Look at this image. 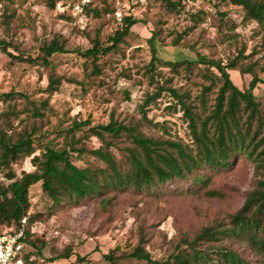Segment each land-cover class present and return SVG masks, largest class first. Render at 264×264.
<instances>
[{"label":"rangeland","instance_id":"374dc122","mask_svg":"<svg viewBox=\"0 0 264 264\" xmlns=\"http://www.w3.org/2000/svg\"><path fill=\"white\" fill-rule=\"evenodd\" d=\"M171 1L176 7H168L164 0H97L93 7L99 9L98 16L93 11L73 14L68 5L50 9L44 0H13V3L0 0V40L7 38L11 41L18 49L15 55L36 57L39 48L57 36L65 38L66 48L70 51L51 58L57 73L65 77L60 90L51 96L45 91L49 76L46 67L28 59H13L9 54L0 52V95L13 91L29 97V100L19 97L7 102L0 96V112H7L9 105H16L20 118L29 119V123L35 121L44 132L49 130L52 133L50 138H55L61 146L63 138L56 136L54 128L67 127L74 118L91 119V126L108 124L112 113L126 123L140 122V130L145 135L191 143L189 122L169 93L163 94L147 108L148 119L159 123V127L150 126L142 119L139 105L148 93L155 91L147 75L153 54L164 60L192 62L191 70L182 69L178 75L169 68L160 70L164 82L171 79L175 87L189 91L191 102L198 108L196 111L202 114L213 108L223 80L215 67L196 63L200 55L227 64L244 48L245 55H252V59L259 63L258 72L264 78L261 71L264 65V37L258 32L255 22L244 20L245 12L237 5L219 0ZM7 5H11L16 13L9 31L1 23V15ZM125 17H133L139 22L118 44V50L102 58L105 80L86 78L84 64L87 58L73 51L91 48L96 37L104 46H110V37L122 30ZM155 33H158L157 39L153 37ZM177 34L183 35V46L172 44ZM229 73L238 88H249L251 74L237 70H230ZM210 85L211 91L206 95L207 107L202 108L201 94L204 87ZM254 95L264 106V84L257 86ZM46 99L50 104L47 110L41 105ZM31 103L40 108L43 117L36 119L30 112H24V107L33 105ZM2 121L0 118V125ZM12 122L16 130L25 124L16 119ZM76 139L75 149L93 150L102 146L101 140L95 136L85 139L79 133ZM128 146L133 145L123 138L118 146L112 148L116 159L124 166ZM73 154V161L80 166L103 165L87 153L81 157H77L78 153ZM13 169L20 178L22 171H31L34 167L30 157H23L13 165ZM0 182L5 185L10 183L1 170ZM255 184L254 166L244 161L225 178L216 181L218 187L234 189L227 202L207 198L201 193L198 196L166 197L150 203L145 196L123 192L119 193L118 206L105 211L101 210V198L98 197L76 205L55 207L39 182L29 192V213H40L42 217L32 226V231L40 244L45 241L43 255L47 258L65 247L73 249L70 259L53 264H143L126 257L115 263L105 259L111 250L122 256L137 244V214L146 219V228L152 233L148 249L153 257L164 258L171 251L170 241L214 218L224 217L228 209L240 208ZM1 232L8 233L10 228L0 224ZM219 245L206 244L205 247ZM245 255L254 260L249 253ZM77 257H85L86 261H78Z\"/></svg>","mask_w":264,"mask_h":264},{"label":"trees","instance_id":"16d2710c","mask_svg":"<svg viewBox=\"0 0 264 264\" xmlns=\"http://www.w3.org/2000/svg\"><path fill=\"white\" fill-rule=\"evenodd\" d=\"M9 1L13 3V0ZM74 1L44 0L50 9L59 5H68L70 9ZM96 1L86 6L85 14L93 11L99 16V9L93 7ZM164 1L168 7H176L173 1ZM219 1L241 7L245 12L244 20L255 22L258 32L264 37V0ZM15 16V10L7 5L1 15V23L7 31ZM138 22L133 17H125L122 30L110 37V46H104L99 37H96L92 40L91 48L73 51L87 58L84 64L86 78L97 77L101 82L105 80L102 58L118 50V44L124 41ZM157 35L155 33L153 37L157 39ZM182 40L183 35L177 34L172 44L183 46ZM16 50L18 51L7 38L0 40V52L9 54L13 59H28L29 62L48 69L45 91L50 96L60 90L65 77L57 73L51 58L56 54L70 52L66 48L65 38L57 36L45 42L39 48V54L33 58L15 55ZM196 63L215 67L223 80L215 104L208 113L200 114L196 111L198 108L191 102L188 90L175 87L171 79L163 81L164 75L160 69L169 68L178 75L182 69L191 70L192 62L164 60L156 53L147 67V75L150 84L155 86V91L148 93L144 102L139 105L143 121L150 126L159 127V123L148 119L147 108L163 94L169 93L189 122L191 143L145 135L140 130V122L126 123L118 120L112 113L108 124L91 126V119L74 118L69 126L62 128L61 124L62 129L54 128L53 130H57L56 136L63 138L61 146L55 138H50L52 133L49 130L44 132L35 121L29 123V119L20 118L16 105H9L7 112H0V118L3 119V124L0 125V170L10 181L8 185L0 182V224L10 228V232L4 234L18 232L23 226L22 221L26 219L23 240L29 247L30 254L35 255V263L53 264L68 260L73 255L71 247L57 250L52 257H45L43 250L46 243L41 241L40 244L32 231V226L42 220L40 213H29V192L34 184L42 183L43 191L55 207L76 205L98 197L101 198V210L108 211L118 206L119 193L123 192L145 196L150 203L166 197L198 196L201 193L207 198L227 202L234 189L229 186L218 187L217 179L225 178L240 162L248 161L254 166L256 184L247 193L240 208L228 209L224 217L214 218L192 232L186 231L178 239L170 241L171 251L164 258L153 257L148 249L152 233L146 228V219L139 213L137 244L122 256L111 250L105 255V259L111 263L126 257L143 264H264V106L254 95L257 86L264 84V78L258 72L259 63L252 59V55H245L244 48L227 64L202 55ZM230 70L251 74L249 88H238L231 79ZM261 71L264 72V65L261 66ZM211 88L210 85L203 89L200 97L202 108L207 107L206 95ZM0 96L7 102L19 97L29 100L28 96L13 91ZM41 105L45 110L50 107L48 99ZM24 110L36 119L43 117L40 108L34 104L24 107ZM12 119L25 124L16 130ZM79 133L85 139L97 137L102 146L93 150L75 149ZM123 138L133 145L126 148V166L116 159L112 151ZM73 153H78L77 157L87 153L103 165L80 166L73 161ZM23 157L31 158L34 169L22 171L18 178L13 165ZM206 244L221 245L206 248ZM246 252L254 260L249 259ZM77 258L78 261H86L85 257Z\"/></svg>","mask_w":264,"mask_h":264},{"label":"built area","instance_id":"2783aa9c","mask_svg":"<svg viewBox=\"0 0 264 264\" xmlns=\"http://www.w3.org/2000/svg\"><path fill=\"white\" fill-rule=\"evenodd\" d=\"M96 0H75L72 3V13L82 15L88 4ZM25 221L22 228L15 233L0 236V264H51L49 262L35 263V255L30 254L29 247L24 242Z\"/></svg>","mask_w":264,"mask_h":264}]
</instances>
